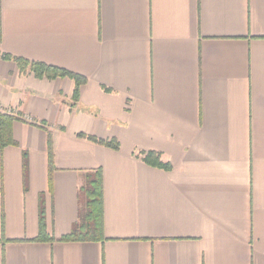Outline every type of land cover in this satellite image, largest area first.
<instances>
[{"label": "crops", "instance_id": "crops-1", "mask_svg": "<svg viewBox=\"0 0 264 264\" xmlns=\"http://www.w3.org/2000/svg\"><path fill=\"white\" fill-rule=\"evenodd\" d=\"M0 107V264H264V0H0ZM98 168L104 238L63 241Z\"/></svg>", "mask_w": 264, "mask_h": 264}, {"label": "trees", "instance_id": "trees-1", "mask_svg": "<svg viewBox=\"0 0 264 264\" xmlns=\"http://www.w3.org/2000/svg\"><path fill=\"white\" fill-rule=\"evenodd\" d=\"M5 57L13 58L11 55L6 54ZM22 72H26L28 69L32 70L38 77H70L76 81V88L74 91V100L77 101L80 95L81 86L87 81L86 77L74 73L70 70L48 65L43 62L30 61L23 57H14ZM16 116L9 111L1 109L0 107V144L2 146L15 145L16 140L13 137V122ZM43 128H46L43 126ZM48 131V154L50 170L54 168V152H53V136L50 129ZM80 137L88 138L89 140L112 147L114 149L119 148L117 139H100L93 135H87L85 133H79ZM153 152H150L146 160L152 163ZM26 157V152L24 153ZM39 226L40 234L38 239L46 238L45 233V214L43 195L40 196V212H39ZM104 238V201H103V180L102 170L100 168L88 171L85 173V181L80 187V211L79 220L76 227L69 233L62 237L63 241H97Z\"/></svg>", "mask_w": 264, "mask_h": 264}, {"label": "built area", "instance_id": "built-area-1", "mask_svg": "<svg viewBox=\"0 0 264 264\" xmlns=\"http://www.w3.org/2000/svg\"><path fill=\"white\" fill-rule=\"evenodd\" d=\"M9 112H12L11 110H9Z\"/></svg>", "mask_w": 264, "mask_h": 264}]
</instances>
